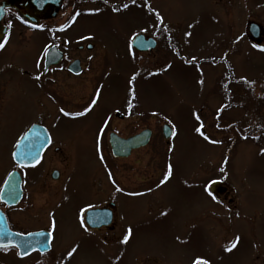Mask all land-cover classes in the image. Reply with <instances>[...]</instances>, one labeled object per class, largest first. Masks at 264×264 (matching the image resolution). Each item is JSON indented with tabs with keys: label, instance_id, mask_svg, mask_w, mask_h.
<instances>
[{
	"label": "rangeland",
	"instance_id": "1",
	"mask_svg": "<svg viewBox=\"0 0 264 264\" xmlns=\"http://www.w3.org/2000/svg\"><path fill=\"white\" fill-rule=\"evenodd\" d=\"M127 1V8H113ZM107 3L80 8L68 27L54 33L32 31L14 14L8 18V42L0 49V70L3 64L11 65L0 74V181L14 165L16 143L37 122L63 150V157L51 150L43 165L51 163L67 177L62 194L30 191L17 210L28 227L52 231V252L42 259H18L14 251L0 250V263L264 264V34L262 45H257L248 32L255 23L264 33V0ZM156 13L179 55L156 64L155 57L163 58L161 45L149 59L145 56L132 88L136 70L131 39L157 31L161 20ZM65 15H70L68 10ZM64 22L59 18L53 26ZM52 39L68 49L80 41L93 42L108 70L98 107L84 116H65L58 110L62 99L71 110L84 106L72 88L62 86V80L70 82L64 72L47 79L60 81L51 85L60 101L44 95L35 78ZM225 61L238 83L229 97L223 90L228 79ZM94 63L99 66L97 58ZM121 93L136 100L134 112L140 118L138 123L123 121L120 134L128 137L150 129L153 136L146 147L117 160L105 133L98 136V119L107 117ZM227 100L240 103L239 108L226 107ZM220 109L223 114L218 115ZM201 123V131L218 143L195 131ZM164 125L175 129L169 143ZM169 165L171 175L161 184ZM35 175L31 171L26 179ZM112 200L117 231L104 240L101 236L107 232L87 229L85 213ZM129 228L131 235L123 243ZM236 237L237 246L226 251Z\"/></svg>",
	"mask_w": 264,
	"mask_h": 264
},
{
	"label": "flooded vegetation",
	"instance_id": "2",
	"mask_svg": "<svg viewBox=\"0 0 264 264\" xmlns=\"http://www.w3.org/2000/svg\"><path fill=\"white\" fill-rule=\"evenodd\" d=\"M3 0H0V2ZM131 1L123 2L121 5H116L113 8H118L119 6H124L125 4H128ZM105 6L108 5V3H105V0H61V9L59 11V15L55 18H46L45 20L41 21L38 26L31 28L27 27L24 25V22L19 18V16L16 14L15 11L13 10H8L6 13V17L4 19V24L7 25L8 27V32L6 37L1 41L4 45L6 42H8V34L10 31V26L8 24V18L12 16L13 14L16 15L18 20L21 22L22 25H24L26 28L32 30V31H39L41 30L43 33H54L57 31H61V29H65L71 24V21L75 17V13L80 10V8H85L89 9L93 6ZM66 10H68V13L70 15H65ZM65 19L64 26L54 28L53 24L54 22L59 19ZM74 22V21H73ZM162 23H159L157 31L153 35H146L147 38H152L154 43H155V49L154 50H149L147 52H141L133 47V38L131 39V47L132 50L134 51V58L132 60L133 64L132 66L135 68L136 72L135 75L133 76L134 79L131 81V87L133 88V85L135 84V81L137 80L138 73H141V68L143 67V62L146 59H149V56H153L154 52L161 46L163 45V50L164 54H162L163 58L155 57L153 60L156 64H164V57L168 56L169 59L173 55H179L176 49V45L174 42V38L170 35V33L167 31V29L164 27V25H161ZM141 35L137 34L134 37ZM149 40V39H148ZM255 43L257 45H262L263 43V30H262V36L261 39ZM56 48L57 51L61 54L60 55V61L56 63L53 58H47V53L50 49ZM95 58L99 60V66L94 63ZM167 59V60H169ZM2 69L0 70L1 72H4L7 70V68L11 65H5L3 64ZM225 66L227 68V83L224 85L223 90L226 93V96L229 97V94H232L234 92L233 87L237 86L238 83L233 79V72L230 70V66L227 64V61H225ZM7 67L6 69H4ZM99 68V69H98ZM61 70L64 72L65 76L69 79L70 82L66 81H61L62 86L66 88H72L74 95H79L82 99L83 102L81 103L82 107H80L79 111L71 110L70 107L66 104V101L62 99L60 101V98L55 99L54 97H57V93L54 92L53 88L51 85H55V82L60 85V81L57 79H54L55 82L49 83L50 81L47 80L48 77L51 74H54L56 71ZM107 75H108V70L106 69V66L104 64L103 59L101 56L96 55V46L94 45L93 42L89 40H84L83 42H77L75 43L74 47L71 49H68L67 47L64 46V43L60 42L59 40L52 39L45 47L44 53H43V59H42V64H41V70L40 73L38 74L37 77H39L40 84L42 85V93L44 95H47L49 98L53 100H58L60 101V105L58 107L59 112H61V109H64L66 112L69 113V116H80L76 115V113H81L84 112L86 108L90 109L87 112H84L83 115L87 114L90 112L94 107H98L100 103V97L101 94L104 90L107 88ZM37 77H35L37 79ZM132 77V78H133ZM63 82V83H62ZM0 87H1V82H0ZM15 88V86L13 87ZM97 93L99 95L97 96ZM93 99H96V104L92 105L91 101ZM227 106L233 105L234 109L237 107L239 108L240 103L234 102L227 100ZM130 102V103H129ZM63 103V104H62ZM136 100L133 98L132 100L127 99V94L124 93L120 95V100L117 104L114 105V107L110 110V112L107 114V117H102L99 118L98 121L100 122V129H104V133L108 139V147L111 151L110 145H109V136L111 134H115L121 138H129L135 135H138L139 133L147 130H141L140 132H132L131 134L128 135V137H123L120 134V125L123 121L128 120V119H134V122L139 121V115L137 112H134L135 110V104ZM80 104V102H79ZM131 105V106H130ZM224 107L223 109H225ZM63 113V112H61ZM64 114V113H63ZM222 110L218 112V115H221ZM138 123V122H137ZM34 124H39L42 125L46 128L49 136H50V144L49 146L45 149L44 153L42 154V157L32 166L29 167H21L17 165L13 160V167L8 170V172L3 175V180L0 181V210L3 212L7 226L10 229L9 236L12 233L16 234H21V235H27L33 232H39V231H46L49 232L50 234V244H51V249L49 252L46 253H41L39 250H36L24 257L19 255V250L17 247H13L9 245L7 250L14 251L17 254L18 259H42L43 256L50 254L52 252V243L54 241L53 239V234L52 231L47 229V228H33V227H28L26 225V221L22 220V218L17 214V210L22 207V205L26 202L28 195L34 192H38L41 190H45L49 193H63V188H64V179L67 177L66 172L56 168L52 167L51 163L47 164V166H44L43 163L45 162L47 154L53 150L56 156L61 155L63 157V150L56 145V143L53 141V138L51 134L48 131V128L40 122L34 123ZM33 124V125H34ZM32 126V125H31ZM31 126L26 130V132L31 128ZM133 127H137V124H133ZM131 130V129H130ZM152 132V131H151ZM25 134V133H24ZM252 133L249 134V136ZM153 136V132H152ZM151 136V139H152ZM23 137V135L21 136ZM20 137V139H21ZM18 140V142L20 141ZM18 142L16 143L14 149L16 148ZM139 150V149H137ZM133 150V152L137 151ZM131 153V155H132ZM117 160H122L123 158H114ZM125 159V158H124ZM63 161L62 163H64ZM31 171H35L36 175L32 176L30 180H27V174L30 173ZM17 172L20 177L21 181V190H22V198L20 199L19 203L16 205H8L6 202H3L1 199V192L2 189L7 182L9 176L13 173ZM220 188V187H217ZM219 190V189H218ZM30 191H32L30 193ZM42 192V191H41ZM217 195H222L220 193H217ZM97 208H105V209H110L113 212V221L111 224L105 226H101L100 228H92L89 227L86 223L85 226L87 229L91 232L95 233H104L102 234V238L104 240L107 238L106 234L111 233L110 238H114V233L117 231V206L116 202L114 200L110 201L107 204H104L102 207H97ZM91 209V208H90ZM94 209V208H93ZM33 228V229H31ZM12 243L15 242V239L11 238L10 240ZM0 250L6 251L4 248L0 247ZM31 257V258H30Z\"/></svg>",
	"mask_w": 264,
	"mask_h": 264
},
{
	"label": "water",
	"instance_id": "3",
	"mask_svg": "<svg viewBox=\"0 0 264 264\" xmlns=\"http://www.w3.org/2000/svg\"><path fill=\"white\" fill-rule=\"evenodd\" d=\"M60 8L61 0H3L0 2V42L7 34V27L3 24L6 10H15L28 26L33 27V25L37 26L41 20L49 17H56ZM249 31L254 39L260 38L261 29L258 25L251 24ZM133 46L137 50L147 51L155 48V43L153 39L146 40L145 36L139 35L134 39ZM60 55L61 54L56 48H52L48 51L47 58H53L54 61L58 63L60 61ZM163 134L166 139H170L173 135L172 129L165 125ZM151 136L152 133L150 130H145L128 139L111 134L109 141L112 153L114 157L127 158L131 155L133 150L145 147L149 143ZM24 138L25 139H21L18 143L14 151L16 155L13 153V158L19 166L29 167L34 165L41 158L45 149L50 144V136L43 126L33 125L25 134ZM29 153L30 155H27ZM21 198L22 190L20 177L17 172H13L2 189L1 199L8 205H16ZM112 219L111 210L92 209L86 213V222L92 228H100L103 225H109ZM9 232L5 216L0 211V244H8V240L13 238L15 239L14 244L24 245L25 242H27L32 245L31 248L27 249L28 254L36 250L45 253L51 249L50 235L47 232L32 233L26 236L13 233L9 236ZM17 248L19 249V253L25 251L24 247Z\"/></svg>",
	"mask_w": 264,
	"mask_h": 264
},
{
	"label": "snow or ice",
	"instance_id": "4",
	"mask_svg": "<svg viewBox=\"0 0 264 264\" xmlns=\"http://www.w3.org/2000/svg\"><path fill=\"white\" fill-rule=\"evenodd\" d=\"M132 2L135 3L136 0H132ZM105 3H107V0H105ZM124 7L127 8L128 5L125 4ZM113 10L116 11V10H118V9H113ZM96 11H98V9H97ZM75 15H79V13H76ZM156 15H157L158 18H160L161 23H162V22H163L162 17H159V13H156ZM33 27H35V25H33ZM61 30H63V29H61ZM144 31H147V29H144ZM188 35H190V33H189ZM89 38H90V37H89ZM133 39H136V37H133ZM3 47H4V44H3V43H0V49H2ZM262 50H264V49H262ZM193 59H195V58L193 57ZM37 79H39V77H37ZM133 79H134V77H133ZM242 79H243V78H242ZM200 83L202 84L203 81L201 80ZM245 83H249V82L245 79ZM98 95H99V93H97V96H98ZM129 103H130V102H129ZM91 104H92V105H95V104H96V99H93V100L91 101ZM130 106H131V105H130ZM88 110H90V109L86 108V109L84 110V112H87ZM220 110H222V109H220ZM60 111L63 112L65 116L69 115V113L66 112L64 109H61ZM84 112L76 113V115H83ZM196 119H197L198 121L200 120V116H199L198 114H196ZM169 123H171V122H169ZM202 127H203V124L201 123L200 126L197 127V128L195 129V131H196L197 133H199V134H200V135H201L206 141H209L210 143H218V141L211 140L210 137H209L208 135H206L204 132H202V131H201V128H202ZM103 131H104V129L101 128V129H100V132L98 133V136H99V135H102ZM172 133H173V135H175V129H174V128L172 129ZM21 139L23 140V139H25V138H24V137H21ZM49 139H50V138H49ZM245 139H247V137H245ZM261 154H264V149H261ZM14 155H16V154L14 153ZM27 155H30V153L27 154ZM100 159L102 160V159H103V156H101ZM221 171H223V169H221ZM171 172H172V168H171V165H169V166H168V169H167V172L165 173L164 178L161 180V184L164 183V182H166V180L168 179V177L171 175ZM109 176H111L110 173H109ZM113 183H115V181H113ZM210 183H213V184H214V183H216V181H211ZM206 190H207V185H206ZM117 191H121V189L117 188ZM209 195H211V192H209ZM213 199H215V197H213ZM52 227H53V229L55 228V222H54V221H53ZM131 231H132L131 228H129V229L127 230V235L124 236L123 241H122L123 243H127V242H128V238H129V236L131 235ZM17 235H21V234H17ZM239 239H240L239 237H236V242H233L232 245H231V247L227 248L226 251H229V252L232 251V249H234V248L237 246V242L239 241ZM9 245H11V246H13V247H24L25 251L22 252V253H19V255H21V256H25V255H27V254H28V253H27V249H29V248L32 247V245L29 244V243H27V242H25L24 245H17V244L12 243L11 241H9L8 244H0V247H2V248H4L5 250H7L8 247H9ZM75 251H76V249L73 248L71 251H69L68 255L71 256ZM196 264H200V261L197 260ZM203 264H208V262H207V261H204Z\"/></svg>",
	"mask_w": 264,
	"mask_h": 264
}]
</instances>
